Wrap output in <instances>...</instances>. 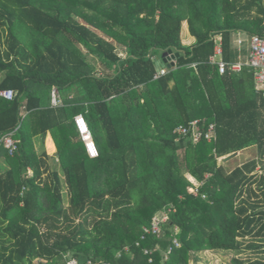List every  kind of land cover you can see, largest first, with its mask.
Wrapping results in <instances>:
<instances>
[{
  "label": "trees",
  "instance_id": "trees-1",
  "mask_svg": "<svg viewBox=\"0 0 264 264\" xmlns=\"http://www.w3.org/2000/svg\"><path fill=\"white\" fill-rule=\"evenodd\" d=\"M237 31L264 36V0H0V89L15 93L0 97V136L17 140L12 155L0 145V264H188L205 250L256 251L264 264V96L253 68L210 61L220 34L234 63ZM193 120L196 141L173 132ZM250 144L255 159L217 164ZM165 210L163 235L141 239Z\"/></svg>",
  "mask_w": 264,
  "mask_h": 264
},
{
  "label": "built area",
  "instance_id": "built-area-1",
  "mask_svg": "<svg viewBox=\"0 0 264 264\" xmlns=\"http://www.w3.org/2000/svg\"><path fill=\"white\" fill-rule=\"evenodd\" d=\"M212 39L215 42L214 46V53L210 57V61L213 63H216L218 66V71L219 73H224L229 67L232 70H240L241 66L247 65L254 70V81H255V87L258 91L262 93L264 96V36H260L258 34H252L249 35L247 38V43H248V55L247 59L244 62L237 61L235 63H232L228 65L227 62H225L222 59V46H221V36L214 35ZM243 41L242 39L238 40V45H242ZM169 61H172L174 58L170 54L168 55ZM166 72L165 68L162 66L158 69V72L155 74L154 77H158ZM14 91L12 89H2L0 90V97H3L7 100H11L14 97ZM60 98L58 91L55 87L51 89V104L56 105L59 104ZM199 123V120H193L191 121L187 126L183 124H178L175 126L173 129V132L176 133L177 135L185 136L188 135L189 132H191V135L193 137V140H197L200 137V133L196 130V126ZM74 125L75 128L79 134L80 140L82 141L84 145L85 152L87 155L91 158L97 157L98 156V149L95 144L92 132L88 126L87 121L82 115H76L74 117ZM213 126L209 125L207 128V131L204 134V138L208 141L211 140V136H213ZM0 145H3L7 150L10 155L14 153V151L17 149V140L13 137V132H8L6 134H3L0 136ZM222 157V156H219ZM217 157V159L219 158ZM261 166L258 164L256 165L255 169L256 171H260ZM262 171V169H261ZM254 172V171H253ZM256 173V172H255ZM261 173V172H258ZM190 181V180H189ZM192 182V181H191ZM194 184V183H193ZM195 185V184H194ZM195 194L198 193V186L195 185ZM204 197V195H203ZM168 210L163 211L162 213L158 214L157 217L153 218L149 226H144L143 231L141 234V239H145L147 234H153L156 236H162L164 232H162V226L163 222L168 220ZM172 243L174 247H179V241L177 238H174L172 240ZM138 245V243H137ZM173 245L168 247V252L172 250ZM145 252H149L151 250L145 249ZM151 260V259H149ZM66 264H78L74 260H68ZM85 264H110V262L105 261V260H95L92 261L88 259Z\"/></svg>",
  "mask_w": 264,
  "mask_h": 264
},
{
  "label": "rangeland",
  "instance_id": "rangeland-1",
  "mask_svg": "<svg viewBox=\"0 0 264 264\" xmlns=\"http://www.w3.org/2000/svg\"><path fill=\"white\" fill-rule=\"evenodd\" d=\"M89 14H96L97 16L101 17L100 14L90 11ZM184 27H186V24H184ZM99 33L101 31L98 30ZM102 34V33H101ZM184 41V40H183ZM118 51H121L120 48H118ZM123 52L121 53V55ZM172 56V55H171ZM170 58V56H167V58ZM173 63V61H171ZM98 62H96V67H98ZM233 154L232 156L229 157V155ZM223 155L222 157H219L217 159V164H223L227 170L232 169L236 165H241L248 160L255 159L256 157V149L253 144H250L249 146H246L244 148H241L234 153ZM264 160V158H263ZM258 173L262 172L261 169L260 171L254 170L253 173ZM185 177L192 181L195 185L198 187L201 185L198 181L194 180L186 171L184 172ZM209 176V175H207ZM193 189V188H192ZM195 188L193 189V191ZM196 192V190L194 191ZM159 214V213H158ZM157 213L153 216V218L157 217ZM178 229V228H177ZM175 228V232H178ZM162 232H164V227L162 226ZM163 234V233H162ZM176 238V237H174ZM173 238V239H174ZM180 244V242H179ZM241 258V264H256V261H259L261 258V255L259 252H254L247 250L246 252L240 253V254H235L233 252H227V251H216V250H205V251H198L191 253L189 259H188V264H236L234 263V259Z\"/></svg>",
  "mask_w": 264,
  "mask_h": 264
},
{
  "label": "crops",
  "instance_id": "crops-1",
  "mask_svg": "<svg viewBox=\"0 0 264 264\" xmlns=\"http://www.w3.org/2000/svg\"><path fill=\"white\" fill-rule=\"evenodd\" d=\"M184 24H186V23L184 22L183 26H182V31H181L182 39L184 40L183 42L185 44L191 45L192 43H194L195 39L193 36H191L189 34L187 24H186V27H184ZM216 35H218V34H216ZM248 36L249 35L241 32V31H237L236 33L233 34V37H232L233 45H232V47H233V50L237 52L236 57H235L236 59H234V63L237 61H241V62L246 61L247 55H248V43H247ZM239 39H242V41H243L242 45H240V46L238 45ZM221 41H222V38H221ZM221 46H222V42H221ZM222 59H223V48H222ZM157 63L162 66L163 61L161 59H159ZM4 75H5V72L2 71L0 73V82L4 78ZM0 90H2V89H0ZM43 145L45 146L46 152L51 157H53L55 155V146H54V143L52 142V140L50 138H46L44 140ZM34 146H35V149L38 153L42 152V148H41L42 145L40 144L38 137L34 138ZM56 166L58 168V164ZM28 172H30L29 169H28Z\"/></svg>",
  "mask_w": 264,
  "mask_h": 264
}]
</instances>
